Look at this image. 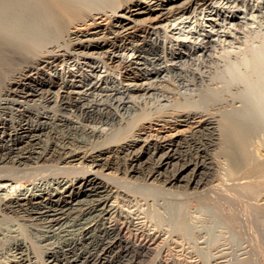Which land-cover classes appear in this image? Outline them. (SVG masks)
<instances>
[{
	"label": "bare ground",
	"instance_id": "bare-ground-1",
	"mask_svg": "<svg viewBox=\"0 0 264 264\" xmlns=\"http://www.w3.org/2000/svg\"><path fill=\"white\" fill-rule=\"evenodd\" d=\"M208 1L0 0V231L21 230L3 243L11 260L24 262L32 254L40 264H140L156 252V264H204L186 246L185 227L168 233L150 201L155 194L180 198L218 189L223 172L227 184H261L250 178L260 173L261 164L250 165L244 158L250 122L243 98L248 92L256 97L250 106L264 98V33L252 32L260 39L255 45L245 43L248 56L218 75L224 83L219 94H244L238 97L244 105L236 119L220 115V104L207 95L198 106L176 98L158 110H143L123 126L108 103L84 101L74 90L78 81L70 84L49 69L69 57L97 54L112 68H123L124 80L139 79L142 74L132 58H117L114 50L131 44L137 57L161 60L148 33L173 16L193 14ZM250 15L256 17L253 11ZM239 81L247 85L240 87ZM163 89L160 83L129 87L142 93ZM112 91L119 89L110 95ZM52 97L55 109L48 114L43 102ZM85 122L123 127L110 138L108 131ZM47 177L54 182H36ZM27 180L30 186L20 188ZM136 201L150 207L149 217L128 208ZM258 204L248 210L259 220L264 206ZM251 259L245 256L239 264H253Z\"/></svg>",
	"mask_w": 264,
	"mask_h": 264
},
{
	"label": "rangeland",
	"instance_id": "rangeland-1",
	"mask_svg": "<svg viewBox=\"0 0 264 264\" xmlns=\"http://www.w3.org/2000/svg\"><path fill=\"white\" fill-rule=\"evenodd\" d=\"M242 1L210 0L205 6L198 8L191 15L173 16L169 20L156 24L155 28L148 33V39L159 46V56H157L161 57V60L149 59L150 55L146 61L141 57H137L131 44L116 48L114 54L117 58L120 56L128 60L132 58L131 61L134 62V65L141 69L136 68V71L138 70L142 75L141 78L134 81L124 80L121 77L124 71L123 68H116L117 66L112 68L113 65L105 62L106 59L103 60L97 54L93 56L77 55V57H69L58 67L49 69V73L51 71L52 75L56 76L59 74L64 76V79H67L66 82L68 81L70 84L78 81L76 84L80 86L75 87L74 90L78 92V95H76L80 96L84 101L97 100L100 103H108L111 109L121 115L123 126L128 121L132 123V117L142 113L143 110H158L173 103L176 98L184 100L188 105L198 106L203 104L207 98L209 99V95H213L215 102L220 104L219 112L222 113L220 115L229 113L235 119L239 117L237 112L240 110L238 108H242L246 102L249 105L246 103L244 105L245 108L247 106H249L247 109L250 108L251 110L253 108L251 112L250 110H245V112L247 111L245 115L248 118L246 120L248 124L250 122V126L247 125L249 128L246 127L247 138L243 146H245V161L250 165L254 163L261 164L260 173L257 176L250 177L252 182L253 179L255 182L260 181L259 183L261 184L258 187L252 185L243 186V188L242 186L227 184L230 181H227L226 175L223 176L225 174L223 172L221 176L224 184L218 189L211 188L208 192L206 190L205 192H194V194L189 193L180 198L173 195L170 196L171 194H155L156 199H154L156 201L153 198L151 200L154 201H150L154 203L152 204L153 208H156L158 212L160 211L157 217H159L161 224L163 222V228L168 233H172V231L174 233L177 231L176 233H178L180 225L183 228L185 227L186 246L190 245L195 253L198 252V257L204 264H239V261L245 256H247V259L252 258L253 264H264V219H262L264 217H260V221V219L255 218L251 210H248V207H252L254 204L262 203L261 205L264 206V158H262L264 157V129H261L264 128V98L260 104L257 101L254 104L256 97H253L250 92L247 93L248 95L246 94L247 98H243L247 99L243 102L242 99H239L242 97L241 94L244 95L240 91V94H237L238 92L235 90L226 92L228 95L226 97L217 91L224 84L222 83V77L218 76L222 74L224 68L236 62L239 64L240 56H248L247 50L244 51V47L247 44L255 45L259 42L260 37L253 36L254 33L252 34V32L264 33V0H244L248 2V5H241L239 2ZM253 5L255 7L250 9ZM247 6H250V8ZM252 11L256 16L255 18L250 15ZM237 23L243 26L242 29L237 28ZM227 32L231 36L227 35ZM245 43L247 44L245 45ZM135 60H137L136 63ZM241 69L244 70L245 66L244 68H238V71ZM134 82H143L147 86L160 83L164 89L162 91L152 90V92L148 93L131 91L129 87H132ZM241 82L243 83L240 84L239 81V86L242 85L244 87V85H247V83L244 84V81ZM83 83L86 84L84 87H82ZM93 85H96L98 90L92 91V89H88ZM59 87L57 85L52 90L56 91ZM113 88H118L119 91H112L110 95V91ZM213 91L215 93H212ZM167 92L170 93V96L167 95ZM251 99L253 101L252 104H254L251 105L252 108L249 101ZM228 100L233 101L228 102ZM223 103L226 105L223 106ZM43 104L46 109L44 111L48 114L53 111L52 109H55L53 97L50 101L43 102ZM254 107L260 109L256 111L255 109L257 108ZM44 108H42V111ZM253 110L258 114H252L254 113ZM71 116L74 119L78 118L76 114ZM114 123L112 128H110L111 124L101 122H88L87 125L108 131L110 138H112L113 135L119 134V130L123 127L118 123L116 124V122ZM80 137L87 139V136L82 133ZM250 178L247 177L242 180H249ZM39 181L52 183L54 178L47 177V180L42 178L36 182ZM29 182L27 180L20 188L28 186ZM166 197L169 199H166ZM128 208L135 213L138 212L149 217L150 207L141 202L139 203V201L132 202V205ZM153 221L154 219L149 221V223ZM155 221L157 220L155 219ZM2 232L0 231V264H40L38 262L39 259L32 254L24 262L11 260V251L9 252L8 249L2 246H4V242V244L8 243L13 235L20 236L21 230L19 228L17 230V226H13L11 230H2ZM155 253L142 260L140 264H156L154 262ZM39 256L42 258L41 254Z\"/></svg>",
	"mask_w": 264,
	"mask_h": 264
}]
</instances>
